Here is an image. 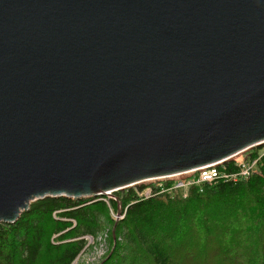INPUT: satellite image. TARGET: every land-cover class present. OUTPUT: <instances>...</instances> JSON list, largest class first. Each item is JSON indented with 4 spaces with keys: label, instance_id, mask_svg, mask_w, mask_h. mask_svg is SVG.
I'll list each match as a JSON object with an SVG mask.
<instances>
[{
    "label": "water",
    "instance_id": "1",
    "mask_svg": "<svg viewBox=\"0 0 264 264\" xmlns=\"http://www.w3.org/2000/svg\"><path fill=\"white\" fill-rule=\"evenodd\" d=\"M264 144V0H0V224Z\"/></svg>",
    "mask_w": 264,
    "mask_h": 264
},
{
    "label": "trees",
    "instance_id": "2",
    "mask_svg": "<svg viewBox=\"0 0 264 264\" xmlns=\"http://www.w3.org/2000/svg\"><path fill=\"white\" fill-rule=\"evenodd\" d=\"M263 151L264 144L247 153L250 161L258 158L255 172L247 177L193 184L185 196L166 180L114 191L118 200L108 202L98 196L36 200L17 221L0 224V264H71L86 244L84 237L94 238L109 220L112 245L100 264H194L181 260L171 244L187 234L195 240L194 229L209 238L212 247L204 245L209 258L222 264H264ZM217 169L233 175L240 167L227 162ZM117 203L123 215L113 221L108 211L116 212ZM248 221L252 226L246 229ZM193 244L202 246L200 241Z\"/></svg>",
    "mask_w": 264,
    "mask_h": 264
},
{
    "label": "rangeland",
    "instance_id": "3",
    "mask_svg": "<svg viewBox=\"0 0 264 264\" xmlns=\"http://www.w3.org/2000/svg\"><path fill=\"white\" fill-rule=\"evenodd\" d=\"M263 145V144H262ZM261 146V145H260ZM258 146V147H260ZM255 148V147H254ZM252 149L247 150L246 152L239 154L237 156H235L234 158H232L231 160L227 161V162H242L245 161L247 162V160H251L248 158L247 153ZM264 152V151H263ZM262 152V153H263ZM195 175V174H194ZM193 175L190 177H179V178H171V179H163V180H155L153 182H148L149 184H154V185H160L163 182L162 181H166V180H171L174 185H178L179 183H182L183 186L185 187H181V191H183V193L185 194L186 189L188 188V186L193 185V184H200L203 182H195L193 181ZM148 183H141L139 185L133 186L132 188H137L139 186H147ZM122 191V190H120ZM150 192V188L146 187L143 191V193H149ZM90 198V197H87ZM99 199H102L106 202L110 201V200H118L116 196H114L113 192L109 195H103V196H98ZM184 198V197H183ZM117 212H114V210L112 208H109V218L112 219L113 221H118L122 218V208L121 205L119 203H117ZM110 220L107 222L105 221V224L102 225V229L96 233V236L93 238L91 236H85V241L86 244L83 247V249L79 252V254L77 255V257L75 258V260L71 263V264H100L102 262V260L106 257V255L108 254V252L110 251L111 245H112V240L110 238ZM252 224L248 221L245 222V228L249 229L251 228ZM218 232H220V230H217V234L215 235L218 236ZM193 234L195 235L196 239H192L190 237H188V234L186 236H180L177 237L173 240V242L171 243L173 246V250L174 252H177L179 258L183 261L186 262H191L194 261V264H222L224 262H221L220 259H217L216 257L214 258H209V251L204 247V245H207L209 243V238H204L201 235L197 229H194ZM197 241L201 242L200 246L198 245H194L193 243L195 242V244L197 243ZM243 245V244H242ZM193 246L199 248L200 250H194ZM208 247H212V244H208ZM237 249V248H236ZM212 253H215V250H211ZM202 254L204 256H202ZM261 255V252L259 253H255L254 255H252V260L255 259L257 256L259 257ZM211 259V260H209ZM213 261V263H211ZM215 261V262H214Z\"/></svg>",
    "mask_w": 264,
    "mask_h": 264
},
{
    "label": "built area",
    "instance_id": "4",
    "mask_svg": "<svg viewBox=\"0 0 264 264\" xmlns=\"http://www.w3.org/2000/svg\"><path fill=\"white\" fill-rule=\"evenodd\" d=\"M257 159L258 158L254 159L252 161L247 160V162H245V161L236 162V164L240 167V170L237 174H233V175H227L223 172H220L217 169L218 167L223 166L225 163H227V162H224V163H221V164H218L215 166H208V168H206L205 170H202L200 172H195L193 174H189V173H186L184 175L182 174V175L178 176L177 178L183 177V176L190 177L193 175L194 176L192 179L193 181H195V182H207V183H211L218 178L237 180L238 178L247 177L248 175L255 172L256 167H257ZM181 187H185V186H183L182 183H179L178 185L173 186L174 189H180ZM183 196H185V194ZM117 214H118V212H117ZM84 239H85V237H84Z\"/></svg>",
    "mask_w": 264,
    "mask_h": 264
},
{
    "label": "bare ground",
    "instance_id": "5",
    "mask_svg": "<svg viewBox=\"0 0 264 264\" xmlns=\"http://www.w3.org/2000/svg\"><path fill=\"white\" fill-rule=\"evenodd\" d=\"M153 181H155V180H153ZM153 181H151V180H150V181H147V182H145V183H148V182H153ZM148 184H149V183H148ZM108 195H109V194H108Z\"/></svg>",
    "mask_w": 264,
    "mask_h": 264
}]
</instances>
